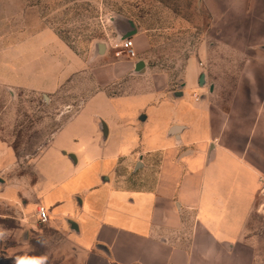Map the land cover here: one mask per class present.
I'll return each mask as SVG.
<instances>
[{"label":"crops","instance_id":"0c3cea01","mask_svg":"<svg viewBox=\"0 0 264 264\" xmlns=\"http://www.w3.org/2000/svg\"><path fill=\"white\" fill-rule=\"evenodd\" d=\"M37 1L0 0V10L13 3L12 13L0 11L3 86L53 91L83 67L45 21L24 41L14 40L6 19L33 18L36 26V18L45 17ZM215 1L220 49L245 58L231 97L215 104L190 56L172 101L163 84L150 83L168 81L165 74L148 80L153 72L144 61L143 73L135 75L136 58H117L89 70L87 79L78 76L79 104L63 125L82 126L53 149L69 175L48 187L41 177L31 188L24 212L48 208V223L14 219L9 248L0 236V264H251L246 229L264 181V0H236V24L229 0ZM143 42L136 41L138 48ZM92 62L104 65L90 55ZM92 98L97 101L87 109ZM172 127L180 130L171 134ZM6 150L0 147V162L12 160ZM94 166L87 181L78 180Z\"/></svg>","mask_w":264,"mask_h":264},{"label":"rangeland","instance_id":"374dc122","mask_svg":"<svg viewBox=\"0 0 264 264\" xmlns=\"http://www.w3.org/2000/svg\"><path fill=\"white\" fill-rule=\"evenodd\" d=\"M236 4V0H229L234 24L239 21ZM12 5L6 2L2 10L12 13ZM23 5L26 8L27 3ZM37 6L39 14L45 17L36 18V26L32 25L33 18L6 19V25L13 26L15 31L14 40L24 41L27 36L40 30L45 21V25H50L59 40L79 58L83 67L63 78L61 85L53 91L36 92L0 84V147L12 153L10 162H0L4 165L0 166V180L3 181L0 183V236L4 249L9 248L13 232L17 229L14 219L36 220V205L24 212L31 202V188L41 177L46 178L44 185L48 187L55 186L69 175L66 169L60 171L62 158L53 149L82 126L73 123L66 124L64 128L66 125H63L71 116L69 111L72 106L79 104L75 91L82 84L81 80L76 81L77 77L87 79L89 70L118 60L113 55L116 50L108 47L115 40L109 18L130 19L137 25L136 35L132 37L137 52L136 63L145 61L152 68L153 74L148 80L155 78L153 75L165 74L168 81L155 83L150 80V83L155 88L163 84L164 97L169 101L173 100V93L181 88V74L189 56L197 59L199 77L201 74L205 75V79L207 77L210 91L215 93L212 100L215 104L219 103L221 96L224 100L231 97L245 64V58L236 56L235 51L220 49L217 34L220 8L215 0H42L37 1ZM8 37L11 40L12 34ZM139 39L144 41L140 48L136 44ZM97 43L107 46L105 54L95 53ZM203 47L208 53L206 59L205 56L203 58ZM26 53L27 49L20 50L22 66L26 64V58L22 57ZM90 55L97 61L104 59V65L99 67L96 62L88 64ZM119 58L128 60L124 54ZM52 72L59 78L62 75L59 67L53 66ZM194 99L198 100L199 96ZM95 102L93 98L90 103L87 102V109ZM150 114L154 116L153 111L147 110L146 115ZM67 159H70L69 156ZM93 168L96 167L87 170L78 180L87 181V176L94 174ZM76 181L71 184H76ZM7 193L14 198L7 199ZM47 211L49 213L48 208ZM246 240L253 249L251 264H264V194L258 196L246 229ZM248 260L246 255L245 262Z\"/></svg>","mask_w":264,"mask_h":264},{"label":"water","instance_id":"95a60500","mask_svg":"<svg viewBox=\"0 0 264 264\" xmlns=\"http://www.w3.org/2000/svg\"><path fill=\"white\" fill-rule=\"evenodd\" d=\"M109 22L112 25L114 33H115L114 43H118V42L123 41L125 39H130L136 34L135 25L129 19L109 18ZM104 50H105V47H104L103 44L97 43L95 45V53L97 55H103ZM142 66H143L142 62H140V61L137 62L135 64V73H138V74L143 73ZM203 82H204V76L201 75V77H200V85H202ZM179 130H180V128H178V127H172L171 130H170V133L171 134H175ZM0 183H3V181L0 180Z\"/></svg>","mask_w":264,"mask_h":264},{"label":"built area","instance_id":"2783aa9c","mask_svg":"<svg viewBox=\"0 0 264 264\" xmlns=\"http://www.w3.org/2000/svg\"><path fill=\"white\" fill-rule=\"evenodd\" d=\"M109 47L111 49L116 50L113 53L115 58H119L122 54H124V56L127 59L136 58V53L133 49V42L131 39H125L118 43L109 45ZM263 194H264V181H261L259 195H263ZM35 214H36V220L40 225H46L48 223V220H49L48 211L43 206L37 205Z\"/></svg>","mask_w":264,"mask_h":264}]
</instances>
